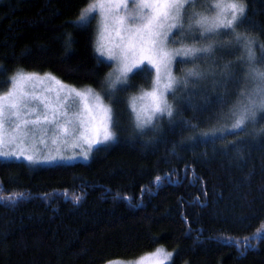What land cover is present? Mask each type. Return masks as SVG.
<instances>
[{"label": "trees", "instance_id": "trees-1", "mask_svg": "<svg viewBox=\"0 0 264 264\" xmlns=\"http://www.w3.org/2000/svg\"><path fill=\"white\" fill-rule=\"evenodd\" d=\"M92 1L0 0V91L19 69L103 92L112 66L96 55L94 25L72 26ZM248 4L249 27L264 41V0ZM66 34L74 41L69 49ZM237 55L220 50L207 59L213 69L207 81L172 101L182 112L176 123L165 117L143 135L134 128L130 98L153 81V72L143 71L109 101L117 138L94 149L88 162L31 167L0 161V197L13 198L0 200V264L132 262L159 248L172 254L169 264H264V237L256 236L264 227V137L228 132L215 143L197 142L220 126L219 114L235 100L236 81L218 82L223 65ZM183 66L192 64L175 62L177 77ZM233 69L242 81L244 66ZM225 91L228 103L221 105ZM179 120L198 127L183 129ZM241 138L248 147L238 162L232 141Z\"/></svg>", "mask_w": 264, "mask_h": 264}, {"label": "snow or ice", "instance_id": "snow-or-ice-1", "mask_svg": "<svg viewBox=\"0 0 264 264\" xmlns=\"http://www.w3.org/2000/svg\"><path fill=\"white\" fill-rule=\"evenodd\" d=\"M97 10L107 42H100L96 51L101 57L106 56L118 64L115 75L109 74L111 78L106 87L98 93L90 87L81 90L65 85L51 73L41 75L16 70L6 82L7 89L0 91V156H17L19 153L28 161H34V147L31 148L33 154H27L30 146L37 141L45 144L49 136L53 144L67 143L72 139L86 144L89 150L115 141L114 108L105 101H112L117 92L125 91L132 76L143 71L154 70L155 76L150 90L130 98L129 107L136 130L146 134L156 128L157 120L165 117L169 123H176L182 112L175 103L169 102V95L175 98L181 86L187 89L190 83L204 79L206 71L196 61L211 57L220 50L239 53L235 62L228 61L223 65L221 75L224 79L218 82L226 85L235 80L240 86L229 111L218 116V120L227 118L231 124L215 129L210 141L206 139L209 133H201L204 139L197 142L224 140L226 132L236 136L243 133L264 137V127H256L264 120V41L254 34V26L249 27L253 22L248 16V0H95L72 26L87 28L91 14ZM260 35L264 36V31ZM73 42L71 34H66L65 48L69 49ZM172 44L180 46L170 47ZM174 62L191 63L192 67L180 78L173 72ZM234 63L245 68L242 81L236 76ZM228 95L230 93L225 91L218 102L221 105L228 103L225 99ZM73 108L75 111L70 114ZM179 123L183 129L195 131L198 127L188 120H179ZM216 132L221 135L217 137ZM232 145L238 162L243 161L248 141L241 138L232 141ZM5 146H15L16 150L4 151ZM224 154H227V148ZM156 179L159 181L160 177ZM4 199L13 202L12 197H0V200ZM80 199L74 197L76 202ZM171 256L168 253L166 259H160L158 251L155 264H167ZM137 264H145L144 259Z\"/></svg>", "mask_w": 264, "mask_h": 264}, {"label": "rangeland", "instance_id": "rangeland-1", "mask_svg": "<svg viewBox=\"0 0 264 264\" xmlns=\"http://www.w3.org/2000/svg\"><path fill=\"white\" fill-rule=\"evenodd\" d=\"M94 2H95V0H93L90 4H92ZM197 10H200V9L198 8ZM91 16H92L91 22L93 23L94 28H95L94 47H95L96 55L101 60L111 64V66H112L111 74H113V76H114L116 71H117V69H118V67H119L118 64L115 61L108 60L106 56L101 57L99 55V53L96 51V49H97V47H98L100 42H105V43L107 42V41L104 40L103 33H102L101 28H100L101 16H100L99 10L94 11L91 14ZM173 31H174V33L176 32V30H173ZM175 38L177 40L180 39L179 36H175ZM223 38L227 39L228 37H223ZM175 45L178 46L179 44H172V46L170 45V47H173ZM208 58H202L199 61H196V63L201 67V69H204L205 71H207L209 69L208 68L209 66H207V59ZM177 59H180V58L178 57ZM174 64H175V62H174ZM147 67L150 68L151 66L148 65ZM181 69H184V71H185L186 67L183 66V67H181ZM152 72H153V79H154L155 71L152 70ZM173 72H174V65H173ZM110 78L111 77L109 76L107 81ZM207 79H208V76H205L204 79L199 80V81H195L194 83H196V82H199V83L206 82ZM152 83H153V81H152ZM192 84L193 83H190L187 89H184L183 86H181V90L176 93L175 98H173L172 95H169L170 96V97H168L169 102L172 103V101L174 99L178 100L179 97H180L179 94L181 92L185 93L190 88V86ZM151 86H152V84H151ZM151 86H150V88L148 90L151 89ZM83 89H85V88H83ZM83 89H81V90H83ZM140 94L141 93L137 94L136 96H139ZM105 103H109V101H105ZM129 110H130V114H131V117H132V120H133V125H134V117H133V114L131 113L130 107H129ZM71 111H75V108L70 110V114H71ZM218 124H220L219 127L211 129V130H208L207 133L211 134L215 129H219V128H223V127H226V126H230L231 121L228 120L227 118H224L223 120H220ZM158 125H159V123H158V120H157L156 121V128H157ZM134 128H135V126H134ZM156 128L154 130L148 131L147 133L155 131ZM226 133H228V132H226ZM216 134L220 135L221 133L220 132H216ZM208 137L210 138L212 136H208ZM110 143L111 142H109V144ZM101 146H106V145H96L91 150H89L86 144H84L82 142H74L72 139H69V141L67 143L61 142V143L53 144L52 141H51V137L49 136L48 138H46V143L45 144H40L37 141L34 145L30 146V151L27 154H33L32 151H31V148L34 147V149H35V152H34L35 159H34V161H31V162L28 161L27 159L24 158V156L19 155V153H17V156H8V157L0 156V161L21 162V163H24V164H26L28 166H31V167H52V166H58V165H71V164H75V163H86L90 159V156H91V153L93 152V150L98 148V147H101ZM3 150L4 151H10V150L11 151H15L16 148H15V146H5ZM85 153H87V158H85ZM52 157H55V159H52ZM256 236L257 237H264V227L261 228L257 232ZM158 251L160 252V257H159L160 259H166L167 258L166 254H168V252L166 253L163 249L159 248L155 252H153L151 254H147V256L142 257L144 259V261H145V264H155V254ZM142 258H140V259H142ZM140 259L132 261V262H120V261L116 262L115 261L114 264H137V262ZM170 260H168L167 264L170 263Z\"/></svg>", "mask_w": 264, "mask_h": 264}]
</instances>
